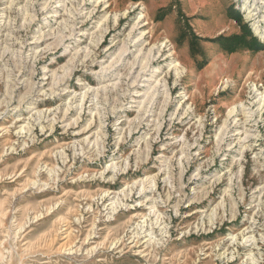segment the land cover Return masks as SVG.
I'll return each mask as SVG.
<instances>
[{
    "label": "rangeland",
    "instance_id": "obj_1",
    "mask_svg": "<svg viewBox=\"0 0 264 264\" xmlns=\"http://www.w3.org/2000/svg\"><path fill=\"white\" fill-rule=\"evenodd\" d=\"M262 33L264 0H0V264H264Z\"/></svg>",
    "mask_w": 264,
    "mask_h": 264
},
{
    "label": "bare ground",
    "instance_id": "obj_2",
    "mask_svg": "<svg viewBox=\"0 0 264 264\" xmlns=\"http://www.w3.org/2000/svg\"><path fill=\"white\" fill-rule=\"evenodd\" d=\"M248 10H249V16L250 17H255L256 16V13L254 12V9H252L251 10V8H248ZM256 30L259 32V28L257 27L256 28ZM262 37L264 38V33H262ZM148 62V61H147ZM147 64V63H146ZM176 66V65H175ZM146 65L145 66H143L142 67V70H141V74H143V73H145L146 72ZM181 72V71H180ZM180 72L179 71H177V73H176V75L177 76H180ZM142 78H144V74L143 75H141V78H140V80L142 79Z\"/></svg>",
    "mask_w": 264,
    "mask_h": 264
}]
</instances>
